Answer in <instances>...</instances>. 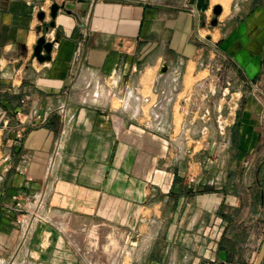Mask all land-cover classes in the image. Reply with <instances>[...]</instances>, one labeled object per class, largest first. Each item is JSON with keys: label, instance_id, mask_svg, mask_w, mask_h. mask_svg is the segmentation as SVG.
I'll list each match as a JSON object with an SVG mask.
<instances>
[{"label": "crops", "instance_id": "crops-1", "mask_svg": "<svg viewBox=\"0 0 264 264\" xmlns=\"http://www.w3.org/2000/svg\"><path fill=\"white\" fill-rule=\"evenodd\" d=\"M263 115L264 0H0V264H103L112 238L122 264L254 262L264 197L239 214L223 162Z\"/></svg>", "mask_w": 264, "mask_h": 264}, {"label": "rangeland", "instance_id": "rangeland-1", "mask_svg": "<svg viewBox=\"0 0 264 264\" xmlns=\"http://www.w3.org/2000/svg\"><path fill=\"white\" fill-rule=\"evenodd\" d=\"M213 1L217 2L218 4L222 3L224 5H228L231 0ZM213 18L215 19L216 16L214 15ZM219 72H222V74L219 73L217 75V88L219 86L228 88L223 89L222 93H220V96L223 97V99L225 98L227 102L231 101L232 107L234 108L239 105L236 114H238L239 112L241 113L243 101L244 99H246V95H248V92L250 91L243 87V92L241 91L242 93L240 92L236 94V92L240 91V83H234V81L229 79L231 74L225 71L223 68ZM250 88L252 90V87ZM256 94H259V92H257ZM223 110H225L224 106ZM230 110L231 109L223 111V115L225 117L230 116ZM260 122L259 138L253 139L252 142L245 144L246 148L243 150L239 149L240 139H237L239 135V128L238 125L235 124V128L233 129L234 139L230 140L227 148L224 150L227 157L223 162V183L228 187V189H230V194L232 196H235V192H238L237 199L241 200L243 204V208L238 209V213L244 216L251 214L252 209L257 208V205H259L258 202H260V198L262 197V195L264 197V115L261 118ZM217 130L218 135H221L219 132L220 128L218 127V124ZM223 132L227 134L228 127ZM241 153H243L242 157L240 156ZM232 200L234 201V199ZM259 211L260 216L263 217V226L259 231L257 240L255 241L253 258L257 257L264 238V207L262 209H259ZM105 247V262L103 264H122V261H120V255L122 253L121 250L125 248V241L112 238V240L109 241L108 245H106ZM254 262L250 261L249 264H254Z\"/></svg>", "mask_w": 264, "mask_h": 264}, {"label": "water", "instance_id": "water-1", "mask_svg": "<svg viewBox=\"0 0 264 264\" xmlns=\"http://www.w3.org/2000/svg\"><path fill=\"white\" fill-rule=\"evenodd\" d=\"M60 5L58 3H53L50 9V16L51 18L55 19L57 17L58 11L60 9ZM222 10L221 5H216L214 7V13L215 14H219ZM45 13L41 12L39 14L40 18H44ZM52 24L54 25V21L52 22ZM53 46L54 43L53 41L47 40L46 35H41L38 40L37 43L34 47V56L41 62L45 61V60H50L51 59V52L53 50ZM45 53H42V52ZM264 262V238L261 244V247L259 249L258 255L256 257V260L254 262V264H263Z\"/></svg>", "mask_w": 264, "mask_h": 264}, {"label": "built area", "instance_id": "built-area-1", "mask_svg": "<svg viewBox=\"0 0 264 264\" xmlns=\"http://www.w3.org/2000/svg\"><path fill=\"white\" fill-rule=\"evenodd\" d=\"M168 68H169V67L167 66L166 69H164V70L167 71ZM176 72H179V71H176ZM255 91H257V90L255 89ZM154 92L158 93L159 90H158L157 88H155V89H154ZM160 93H163V91H160ZM224 94H225V93H224ZM160 100H161V99H160ZM160 100H158L157 103L160 102ZM157 103H156V104H157ZM223 111H224L223 108L220 107L219 110H218L217 118H216V121H217L218 127H219L221 130H223V129L225 128V123H224L225 119H224ZM210 114H211V111H210L209 109H206V111H205V113H204V116H209ZM191 180L193 181L194 179H191ZM44 196H45V195L41 193V194H39V195L37 196V198L35 199V200H36V203H35V206H34V208H33V209H34V211H33V216H34L35 218H39V219L43 218V214L41 213V209H42V207H43V205H44V199H45ZM18 205H20V203H19Z\"/></svg>", "mask_w": 264, "mask_h": 264}]
</instances>
